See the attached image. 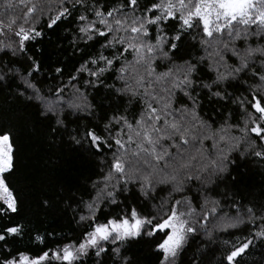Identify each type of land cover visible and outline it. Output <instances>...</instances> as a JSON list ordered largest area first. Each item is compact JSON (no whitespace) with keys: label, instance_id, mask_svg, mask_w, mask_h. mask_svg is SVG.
I'll list each match as a JSON object with an SVG mask.
<instances>
[{"label":"snow or ice","instance_id":"6c2138e0","mask_svg":"<svg viewBox=\"0 0 264 264\" xmlns=\"http://www.w3.org/2000/svg\"><path fill=\"white\" fill-rule=\"evenodd\" d=\"M17 9L0 20V82L37 101L53 133L98 158L100 174L89 199L66 205L82 229L77 239L35 256L9 247L45 236L20 216V191L6 175L15 169L13 134L0 129V264H133L125 253L141 241L153 264H180L190 241L217 233L239 235L216 264H264V205L217 192L235 154L264 162V0H4L0 14ZM61 24L80 59L70 90L56 66L49 81L58 83L45 91L28 48ZM189 43L193 54L178 55ZM101 87L130 107L98 115L88 89ZM69 112L93 122L70 130ZM133 191L139 207L124 202ZM205 256L197 251L191 264L216 259Z\"/></svg>","mask_w":264,"mask_h":264},{"label":"trees","instance_id":"16d2710c","mask_svg":"<svg viewBox=\"0 0 264 264\" xmlns=\"http://www.w3.org/2000/svg\"><path fill=\"white\" fill-rule=\"evenodd\" d=\"M3 10L4 0H0V13ZM17 11L18 9L9 10L7 15L0 14V20L6 21L9 16H15ZM64 27L61 24L52 30L45 28L43 39L28 48L29 53L41 61V71L36 78L41 80L40 87L45 91L58 83V79L49 81V74L55 75L53 69L56 66L63 68V80L69 84L70 90L68 76L73 73L80 59L70 47V35L64 32ZM37 48L41 51L36 52ZM194 51L189 43L178 55L187 57ZM18 67L23 71L28 66L21 61ZM106 82L112 84L113 81L108 79ZM76 86L83 89V81H77ZM88 93L91 102L98 106L96 111L100 116L110 115L117 110L123 112L126 107H130L123 99L115 97L102 87L97 90L88 89ZM205 111L212 115L211 108L206 106ZM85 116L86 113L69 112L65 123L70 130L90 126L93 121L84 119ZM53 127L54 118L41 116L37 101H29L27 94L17 95L15 83L0 82V129L12 132L14 142L15 169L11 175L6 174L7 179L20 191V216L33 234L39 232L45 236L42 245L30 243L26 236L15 244L10 240L9 247L30 252L33 256L47 248H55L67 239L75 240L79 237L82 229L77 230L73 211L66 205L72 204L75 207L82 198L89 199L91 181L100 174L98 158L90 156L79 145L72 143L67 134H62L59 130L53 133ZM233 158L236 164L230 167L217 192H224L225 195L231 193L233 200L244 205H264V162L252 158L241 159L238 154ZM44 201L48 203L44 204ZM124 202L140 206L135 191ZM115 211L119 209H113ZM108 214L102 209L99 219L103 220ZM47 233L55 235L49 237ZM236 235L239 233H217L213 241L197 237L189 242L186 251L179 258L180 264H191L193 254L197 251L206 254L205 258L215 256L213 264H216L225 246L224 242L235 243ZM125 254L133 264H153L154 261L151 249L143 241L132 243ZM88 264H94V261L89 259Z\"/></svg>","mask_w":264,"mask_h":264}]
</instances>
